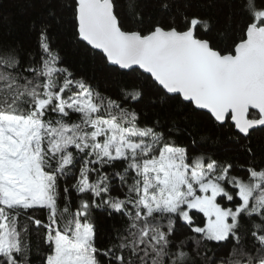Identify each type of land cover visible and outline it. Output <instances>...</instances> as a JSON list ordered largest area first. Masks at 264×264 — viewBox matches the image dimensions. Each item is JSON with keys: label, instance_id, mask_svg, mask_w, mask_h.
Returning <instances> with one entry per match:
<instances>
[{"label": "snow or ice", "instance_id": "6c2138e0", "mask_svg": "<svg viewBox=\"0 0 264 264\" xmlns=\"http://www.w3.org/2000/svg\"><path fill=\"white\" fill-rule=\"evenodd\" d=\"M193 6L155 0L162 22L144 0H71L74 38L119 74L111 93L64 66L47 24L26 60L0 47V264H264V155L250 144L264 127V0H227L215 34ZM149 105L173 113L149 124ZM198 111L228 125L244 163L198 151ZM98 211L116 222L106 248Z\"/></svg>", "mask_w": 264, "mask_h": 264}, {"label": "trees", "instance_id": "16d2710c", "mask_svg": "<svg viewBox=\"0 0 264 264\" xmlns=\"http://www.w3.org/2000/svg\"><path fill=\"white\" fill-rule=\"evenodd\" d=\"M226 2L227 0H192L194 5L192 11L198 10L205 18H210L214 24L212 31L215 34L224 23L225 13L228 11L225 7ZM70 3L71 0H0V47L9 45L17 47L20 55L26 60L29 54L39 52V32L41 27L47 24L50 28L52 46L59 51L64 66L69 67L77 77L94 78L90 80L91 83L98 84L101 91L107 89L111 93L114 88V81L120 78L119 74L115 67L107 66L100 55H94L89 48H86L85 43L78 42L74 38L69 10ZM144 3L146 5V17L149 12H152L154 18L160 19L162 22L170 19L162 16L159 11H153L155 0H144ZM240 19L239 16L235 17V22L239 23ZM125 23H129V21ZM124 79L129 83L137 82L134 73H129ZM150 94L151 91L149 90ZM112 98H115L114 94ZM148 98L149 96L146 95L145 99ZM136 107L140 108V105H136ZM173 108L174 106H157L154 108L149 105L143 108L141 119H145L143 113H147L149 124L157 118L163 120L165 115L173 113ZM154 113H159V117ZM178 119L183 121L184 117L180 116ZM189 131L194 134L198 141V151H214L219 159L239 156V160H233V163L245 162V157L237 151L238 146L227 140L232 135L228 125H225L224 128L214 127L207 117L198 111L189 120ZM201 137H207V140L201 141ZM178 141L182 145L191 144V138L183 133L178 137ZM241 143H249V141H241ZM250 144L257 153V158L264 155V127L252 131ZM233 174L242 175L243 173L234 172ZM29 215L32 213L30 212ZM35 218H41V214L37 212ZM114 223L116 222L110 219L106 213L100 211L96 213L99 247H108L111 242L109 236L115 234L113 232ZM189 234L187 229H182L173 239H182ZM38 241L41 249H43V240L38 238L33 227L31 242L34 251ZM228 247L230 246H226L219 254L226 255Z\"/></svg>", "mask_w": 264, "mask_h": 264}, {"label": "water", "instance_id": "95a60500", "mask_svg": "<svg viewBox=\"0 0 264 264\" xmlns=\"http://www.w3.org/2000/svg\"><path fill=\"white\" fill-rule=\"evenodd\" d=\"M259 128H261V127H259ZM258 129V128H257Z\"/></svg>", "mask_w": 264, "mask_h": 264}]
</instances>
